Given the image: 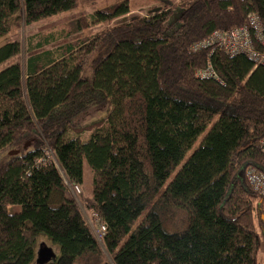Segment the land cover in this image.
Returning <instances> with one entry per match:
<instances>
[{"label":"trees","instance_id":"1","mask_svg":"<svg viewBox=\"0 0 264 264\" xmlns=\"http://www.w3.org/2000/svg\"><path fill=\"white\" fill-rule=\"evenodd\" d=\"M95 1L0 0V39ZM151 1L0 70V264H35L41 239L59 253L47 264H264V197L245 175L264 176V66L205 45L244 29L264 55V0ZM129 14L125 0L65 32ZM20 52L5 43L0 65ZM89 112L104 116L77 126Z\"/></svg>","mask_w":264,"mask_h":264},{"label":"rangeland","instance_id":"2","mask_svg":"<svg viewBox=\"0 0 264 264\" xmlns=\"http://www.w3.org/2000/svg\"><path fill=\"white\" fill-rule=\"evenodd\" d=\"M125 0H98L95 1L94 4L88 5V6H79L74 10H71L69 12L60 14L54 18L36 23L31 25H24L22 22H20L17 26L13 27L8 35L4 36L0 39V47L8 42H18L21 45V52L16 57L12 58L10 61L3 63L0 65V70L6 68L8 65L12 63H20L21 65L25 66L26 60L29 57L28 48L30 45L34 46L36 42H39V37H44L50 34H53V39L44 47H42L40 51H48L52 50L55 52V55H58L57 50L60 47H63L65 44H74L80 39H86L95 33L99 32L101 29L105 28L108 25H112L114 23H119L123 20L129 19L130 16L138 15L142 17H146L149 15V13H152L155 9H160L162 6L160 4H155L151 0H127L129 3L130 8V14L126 17L120 18L115 20L114 22H111L110 24H101L95 27L90 28L89 30H85L81 33H72L69 34V32H65L67 30V26L71 21H74L78 17L91 15L95 11L109 7L111 5H114L118 2H122ZM177 11L173 12V16L171 17V20L174 19L176 16ZM175 25L174 22H170L169 28ZM72 36H69V35ZM31 41V43H30ZM78 44L75 43V46ZM104 116L103 112H89L85 116H82L77 122V126H83L88 123L94 122L96 120H99ZM88 135L85 133L82 135V138H86ZM196 147V145H195ZM194 147V148H195ZM193 148V149H194ZM48 151V150H47ZM46 151V153H47ZM47 154H50L48 152ZM51 156V154H50ZM51 160L54 162L53 157L51 156ZM92 172L87 164L86 161H83V181L82 185L78 187L79 194L72 192L75 196L79 197H88L92 193ZM82 209V208H81ZM9 211L12 212L13 207H9ZM85 218L90 225L91 223L88 221L87 216L85 215ZM97 239H99V236L96 231H94ZM100 241V240H99ZM44 244L45 246L51 248L55 254V260L58 257V249L56 247L51 246L47 241L41 239L39 240L38 246ZM259 264H263L262 260V254L259 253Z\"/></svg>","mask_w":264,"mask_h":264},{"label":"built area","instance_id":"3","mask_svg":"<svg viewBox=\"0 0 264 264\" xmlns=\"http://www.w3.org/2000/svg\"><path fill=\"white\" fill-rule=\"evenodd\" d=\"M251 26L253 30L256 31L257 36H261L259 31L256 30L255 21H251ZM246 30L242 29L241 32H232L231 34L225 36L216 34L212 42L209 40L206 46L218 44L219 47L223 48L225 51L231 54L246 53L252 58L256 64L264 66V55L258 54L253 50L246 47ZM259 40V39H258ZM260 41V40H259ZM216 43V44H215ZM204 75V74H203ZM263 153H264V141H263ZM246 178L253 190L257 192L260 196L264 197V176L260 173H257L253 169H248L246 171ZM75 193L79 194L78 188L75 189ZM264 209V207H263Z\"/></svg>","mask_w":264,"mask_h":264},{"label":"water","instance_id":"4","mask_svg":"<svg viewBox=\"0 0 264 264\" xmlns=\"http://www.w3.org/2000/svg\"><path fill=\"white\" fill-rule=\"evenodd\" d=\"M158 10L159 9H155L152 13H155ZM54 258H55V254L53 250L45 246L44 244H41L37 250L35 264H47Z\"/></svg>","mask_w":264,"mask_h":264},{"label":"bare ground","instance_id":"5","mask_svg":"<svg viewBox=\"0 0 264 264\" xmlns=\"http://www.w3.org/2000/svg\"><path fill=\"white\" fill-rule=\"evenodd\" d=\"M76 188H78V187L74 186L73 188H71V191L74 192Z\"/></svg>","mask_w":264,"mask_h":264}]
</instances>
